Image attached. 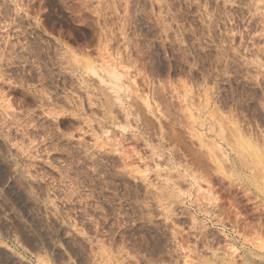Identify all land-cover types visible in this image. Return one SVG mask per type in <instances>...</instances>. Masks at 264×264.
<instances>
[{
    "label": "rangeland",
    "instance_id": "obj_1",
    "mask_svg": "<svg viewBox=\"0 0 264 264\" xmlns=\"http://www.w3.org/2000/svg\"><path fill=\"white\" fill-rule=\"evenodd\" d=\"M261 145L264 0H0V264H264Z\"/></svg>",
    "mask_w": 264,
    "mask_h": 264
},
{
    "label": "snow or ice",
    "instance_id": "obj_2",
    "mask_svg": "<svg viewBox=\"0 0 264 264\" xmlns=\"http://www.w3.org/2000/svg\"><path fill=\"white\" fill-rule=\"evenodd\" d=\"M260 152H261L262 167H264V145H261Z\"/></svg>",
    "mask_w": 264,
    "mask_h": 264
},
{
    "label": "bare ground",
    "instance_id": "obj_3",
    "mask_svg": "<svg viewBox=\"0 0 264 264\" xmlns=\"http://www.w3.org/2000/svg\"><path fill=\"white\" fill-rule=\"evenodd\" d=\"M112 69H113V68H112ZM110 70H111V69H110ZM113 72H115V70H114ZM115 74H117V73H113V75H115ZM240 154H242V153H240ZM238 155H239V154H238ZM239 156H240V155H239ZM240 157H242V155H241ZM240 157H239V158H240ZM239 158H238V159H239ZM242 158H243V157H242ZM239 160H240V159H239ZM229 166H230V165H229ZM232 203H233V202H232ZM233 208H234V207H233ZM236 208H237V207H236ZM233 211H234V210H233ZM234 212H235V211H234ZM229 213H230V212H229ZM228 215H229V214H228ZM235 215H236V214H235ZM237 216H238V215H236V218H237Z\"/></svg>",
    "mask_w": 264,
    "mask_h": 264
}]
</instances>
